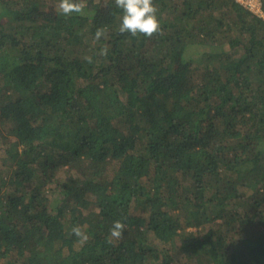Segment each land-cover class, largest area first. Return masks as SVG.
<instances>
[{"label":"trees","instance_id":"1","mask_svg":"<svg viewBox=\"0 0 264 264\" xmlns=\"http://www.w3.org/2000/svg\"><path fill=\"white\" fill-rule=\"evenodd\" d=\"M83 2L0 0V264H264V0Z\"/></svg>","mask_w":264,"mask_h":264},{"label":"clouds","instance_id":"2","mask_svg":"<svg viewBox=\"0 0 264 264\" xmlns=\"http://www.w3.org/2000/svg\"><path fill=\"white\" fill-rule=\"evenodd\" d=\"M114 3L123 13L119 26L121 33L152 37L160 31V22L157 17V8L154 0H114ZM86 6L83 0H59L57 10L65 16H70L73 13L83 14ZM102 37L106 38V29L98 28L95 32V40L100 41ZM101 54H107L106 45L101 49ZM123 230V223L120 221L114 222L111 229V237L119 239ZM73 232L77 236L82 235L79 226L73 228Z\"/></svg>","mask_w":264,"mask_h":264},{"label":"rangeland","instance_id":"3","mask_svg":"<svg viewBox=\"0 0 264 264\" xmlns=\"http://www.w3.org/2000/svg\"><path fill=\"white\" fill-rule=\"evenodd\" d=\"M261 1V0H260ZM3 15H6V13L5 12H3V14H2V16ZM225 45H226V43H225ZM218 50V49H217ZM220 50V49H219ZM221 50H225V51H232V50H230V48L228 47V45H226L225 47L224 46H222V48H221ZM236 50V49H235ZM206 52V51H211V52H215L216 51V48H214V47H209V46H205V47H202V46H198V47H196V48H194V49H192L190 52H189V56H190V58H193V57H195V58H200L201 57V52ZM232 53H233V51H232ZM2 167V166H1ZM4 167V173H6V170H5V166H3ZM188 230H191V228H188Z\"/></svg>","mask_w":264,"mask_h":264},{"label":"built area","instance_id":"4","mask_svg":"<svg viewBox=\"0 0 264 264\" xmlns=\"http://www.w3.org/2000/svg\"><path fill=\"white\" fill-rule=\"evenodd\" d=\"M239 3L245 5L256 14L263 15L262 3L260 0H237Z\"/></svg>","mask_w":264,"mask_h":264}]
</instances>
